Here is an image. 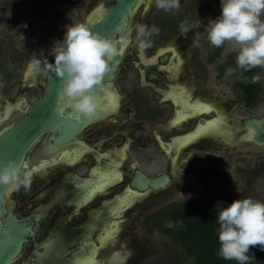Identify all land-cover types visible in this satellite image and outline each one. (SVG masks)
<instances>
[{
    "label": "flooded vegetation",
    "instance_id": "1",
    "mask_svg": "<svg viewBox=\"0 0 264 264\" xmlns=\"http://www.w3.org/2000/svg\"><path fill=\"white\" fill-rule=\"evenodd\" d=\"M150 1L141 0L137 9L142 5V12L146 14L144 24L160 29L159 35L152 37L153 44L160 42L156 49L151 47L143 53L137 49L136 35L131 31L138 23L133 21L137 9L130 23L121 26L111 38L118 49L123 39L128 38L114 79L103 82L106 89L117 94V106L108 111L103 109L107 100L99 89L96 94L102 102L97 114L87 119L82 127L83 116L77 118L71 108L62 104L64 115L80 123L72 129L74 135L69 137L67 132L63 133L61 126L42 133L23 159L29 169H35L31 188L4 190L0 224L6 227L13 221L26 220L29 228V235L22 241L21 250L11 264H141L150 252L147 231L156 228L165 232L162 227L167 222L176 224L167 218L163 219L162 226L156 224L160 217H170V212H163L165 209H174L177 204L197 208L201 201L211 205L216 201L217 205L226 207V196L215 191L217 182L214 184V180H222L224 175L229 178L227 163L242 154L246 156L251 152L252 164L246 168L238 164L236 175L244 177L255 173L258 168L263 169L264 160L253 159L260 155L257 146L263 145L253 144L247 139L249 130L244 125L247 118L242 120L244 129L236 135L238 147L231 151L227 141V107L200 98L207 93L206 86L200 83H208L213 73L198 59V48L192 50L188 64L191 69H187V76L177 73L179 48L185 47L175 37L182 31L169 36L171 31L168 28L173 30L187 20L192 30L203 32L205 38L197 39L192 33L191 41L196 39L207 50L206 62L215 67V79L225 74V65L230 63L226 60L220 63L219 60L225 55L228 44L220 48L212 46L206 30L209 22L222 14L221 0H181L179 11H169L170 14L157 9L155 2L149 8ZM102 2L93 0L86 24L92 14L95 16ZM111 2L109 0L105 7H109ZM10 9L17 15L14 23L22 29L17 20L22 8L15 4ZM68 10L69 6L64 5L58 13L61 16ZM4 20L6 17H0V30ZM30 42L22 51L13 53V67L7 69L0 64V82L4 84L0 86V135L24 119L30 107L45 92L49 72L47 64L53 63L54 58L41 61L40 68L29 73L31 62L27 61L47 48L44 42ZM171 42H175L174 45H170ZM5 51V41L0 37V57ZM174 52L176 56L173 57ZM166 55L167 60H162ZM244 72L242 78L235 82L234 89L241 93V104L250 106L264 94V85L259 81L262 85L260 97L255 103L247 104L242 89ZM176 87L190 94L191 103L196 99L210 103L211 112L178 121L182 105L174 102L171 93L176 91ZM12 92L15 94L7 97L6 94ZM217 118H220L217 129L196 137L202 125ZM188 137L190 143L182 146ZM181 167L185 177L191 175L202 183L210 184L209 189L198 195L194 202L170 199L178 192ZM137 173L149 178L168 174L171 179L159 190L151 187L142 190L134 182ZM132 217H143L141 224L134 222ZM137 227L145 232L140 238L134 233ZM127 233L131 234L124 238ZM124 246L125 256L119 252V248Z\"/></svg>",
    "mask_w": 264,
    "mask_h": 264
},
{
    "label": "clouds",
    "instance_id": "2",
    "mask_svg": "<svg viewBox=\"0 0 264 264\" xmlns=\"http://www.w3.org/2000/svg\"><path fill=\"white\" fill-rule=\"evenodd\" d=\"M157 9L179 11L181 0H155ZM222 14L208 24L207 38L210 44L220 48L231 44L237 51L236 65L245 71L264 68V0H221ZM180 30L189 31V23L184 20ZM136 45L143 53L153 46L152 37L159 35L160 29L153 25L137 24ZM54 63L47 69L64 80L60 90V101L71 108L77 118H93L98 111L101 98L96 94L100 89L110 104H116V94L103 85L111 70V62L118 55L117 44L110 38L94 32L87 24H74L67 28L62 41L52 49ZM41 66L39 59L29 65V73ZM234 69H226L232 75ZM260 76L252 78L258 83ZM63 111V109H61ZM35 169H29L26 162L9 161L0 166V185L6 190H29L33 183ZM218 240L219 255L224 260H235L247 264L252 246L264 248V201L251 197L237 199L219 211Z\"/></svg>",
    "mask_w": 264,
    "mask_h": 264
},
{
    "label": "rangeland",
    "instance_id": "3",
    "mask_svg": "<svg viewBox=\"0 0 264 264\" xmlns=\"http://www.w3.org/2000/svg\"><path fill=\"white\" fill-rule=\"evenodd\" d=\"M154 2L155 0L149 2V8L153 7ZM15 4H18L22 8L19 17L17 18L22 25V29H20L19 24L14 23L17 15L10 9V7ZM64 5L69 6V10L60 16V13L58 12ZM91 6H93V0H19V2L17 0H0V17H6L7 19L2 22V24L5 23L2 25V30H0V37L4 39L7 48V51H5L0 57V64L6 66L7 69H10L14 64L13 53L17 54L18 50L22 51L25 48L24 45H27L29 41L34 42L37 40L39 43L44 42V44L47 45V48L45 47V50H43V52L37 57L30 58L27 63L34 59L52 60L54 58L52 49L55 47L56 43L63 40L68 27L79 23L86 24L87 12ZM174 12L176 13L177 11L174 10L170 13ZM145 16L146 14L142 12L141 5L133 17L134 22L138 21L135 25L144 24L146 20ZM164 17H167L166 13H164ZM135 25L131 30L134 35H136ZM206 30H208V28ZM192 33H195L197 39L205 38L203 37V32H196L195 30H192L191 26L187 33L182 32L175 37H178L181 40L180 42L182 45L184 44L183 46L186 48H179L180 57L179 61H176L177 63L179 62V64H177V73L179 75L182 74L187 76V69H191L188 67V64L191 60L192 50L194 47L198 48L200 51L198 59L205 65L206 69L213 73V76L208 80V83H200L201 85L206 86L207 89L205 90L207 92L206 95H201L200 98H204V100L207 98L214 103H219L225 108L227 107L226 125L229 126L227 141L229 142V150L232 151L238 147L237 144L239 141L236 139V135L244 129L242 120L248 117L264 116V94L258 99L259 102L257 101L254 105L247 106L241 104V93L237 88L234 89L235 82L242 78L244 72L243 69L238 68L236 65L237 51L233 49L231 44L227 45L228 48L225 51V55L219 60V62L225 63L224 61L226 60V63H230L225 65L226 69L231 67L234 71L230 76L227 75L225 71L222 78L215 79L214 74L217 73L214 72L215 67L213 65H207L206 62L208 55L207 50L199 45L200 43L199 41H195L196 39H192L193 41H191ZM175 42H171L170 45H174L173 43ZM158 45H160V42L154 43L152 49H156ZM227 53H229V56L226 55ZM258 75L260 76V81L264 85V68H262ZM2 85L4 84L0 82V86ZM7 94L9 97H12L15 93L12 92ZM234 144L236 145L233 146ZM257 148L260 151H258L260 155L253 159L261 158L264 160V145L257 146ZM250 153H247L246 156L245 154H242V156H238L239 158L235 157L227 163L228 166H226V168L229 172V178L226 177L227 175H224V179L214 180V184L217 182L215 191L224 193L226 196V201L228 202L226 205L231 204L237 199L247 197H251L254 200L264 201V165L263 169L259 170L258 168L255 173H248V175H245L244 177L235 174L237 171L235 167L238 164L243 168L249 167L252 164V154ZM182 165L184 166L185 163ZM182 167L180 168L179 174L178 192L171 196L170 199H172V201L194 202L198 195L209 189L210 184L202 183L191 175L185 177ZM168 201L171 200H167V202ZM142 218L143 217H132L134 222H137L139 225L142 222ZM175 225V223L172 224L167 222L166 227L172 228L175 227ZM134 231L133 232L138 235V238H140L142 234L145 235V232L141 227H137ZM130 234H125L124 238ZM146 236L148 237V248L150 249V252L141 264H196L193 258L186 256L184 249L173 235L166 234L155 228L152 229V231L151 229L147 231ZM147 237L144 239L145 241ZM119 252L125 256L127 254L125 246L123 248L120 247Z\"/></svg>",
    "mask_w": 264,
    "mask_h": 264
},
{
    "label": "water",
    "instance_id": "4",
    "mask_svg": "<svg viewBox=\"0 0 264 264\" xmlns=\"http://www.w3.org/2000/svg\"><path fill=\"white\" fill-rule=\"evenodd\" d=\"M108 1L103 0L101 6L96 10L95 16L94 14L90 16L87 25L94 32L111 39L121 26L130 23L139 0H112L109 7H105ZM162 60L166 61L167 55ZM120 61L121 53L118 52V55L111 62V70L107 73L103 82L114 79ZM63 84L64 80L49 70L43 97L30 107L29 113L24 119L0 135V166L9 161L23 162L25 154L32 143L49 129L61 126L63 133L67 132L69 137L74 135L75 131L72 129L80 123L72 117H67L61 111L60 90ZM98 90L99 88L96 89V91ZM7 97H9L8 94ZM83 119L82 127L89 118L83 117ZM244 125L249 130L247 139L253 144L264 145V116L247 118ZM170 179L171 176L168 174L149 178L142 173H137L134 182L142 190L149 187L159 190L164 188L170 182ZM5 189V186L0 185V211ZM28 235L29 228L26 220L17 223L13 221L11 225L6 227H2L0 224V264H11L21 250L22 241L27 239Z\"/></svg>",
    "mask_w": 264,
    "mask_h": 264
},
{
    "label": "trees",
    "instance_id": "5",
    "mask_svg": "<svg viewBox=\"0 0 264 264\" xmlns=\"http://www.w3.org/2000/svg\"><path fill=\"white\" fill-rule=\"evenodd\" d=\"M180 24L169 33V36L180 32ZM260 67L244 72L242 89L247 104H253L261 95L262 85L252 83V78L258 74ZM204 199V198H203ZM216 202V201H215ZM208 202L201 201L197 208H190L184 204H177L174 209H165L163 212H170V217H160L156 224H161L164 218L174 220L175 227H162V230L173 235L184 249L186 256L193 258L196 264H239L235 260H224L219 255L217 217L219 211L224 208ZM250 260L247 264H264V248L259 245L252 246L249 251Z\"/></svg>",
    "mask_w": 264,
    "mask_h": 264
},
{
    "label": "bare ground",
    "instance_id": "6",
    "mask_svg": "<svg viewBox=\"0 0 264 264\" xmlns=\"http://www.w3.org/2000/svg\"><path fill=\"white\" fill-rule=\"evenodd\" d=\"M140 3H141V0L138 1V3L135 6L136 7L135 9H137V7L139 6ZM127 42H128V38L123 39V44L118 49L119 53H123L124 49L126 48ZM161 51L162 50H160V52ZM174 56H176L175 52L173 53V57ZM173 92H171V93L174 96V98H173L174 102L181 103V105H182L181 106L182 111H180V114L178 116L179 118L177 119L178 121L183 120V119H187L188 116H191V115L200 114L203 112L209 113L212 110V105L210 103L203 102L199 99H196V101H194V103H191V100H192L191 96L189 93L185 92V90H181L180 88L178 89L176 87V91L174 93ZM116 96H117V94H116ZM117 104H118V101L116 104H110L107 101V104L105 106H103L102 108L108 111V109H112L113 107L117 106ZM219 119L220 118L214 119L212 121L207 122L205 125H202L199 128V130L197 131L196 137H199V135L206 134L213 129H217L220 126V120ZM190 141H191V139L188 137L186 140H184L182 142L181 145L183 146V145L189 144ZM117 173H118V176H120V173L118 171H117ZM125 198H126V196H125ZM125 198H123V199L125 200ZM109 234H110V232L107 233V236Z\"/></svg>",
    "mask_w": 264,
    "mask_h": 264
}]
</instances>
